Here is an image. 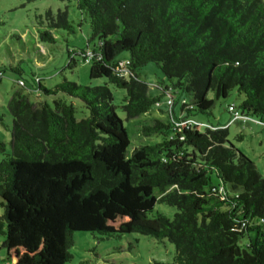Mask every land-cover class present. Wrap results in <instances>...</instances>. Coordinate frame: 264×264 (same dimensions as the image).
Returning <instances> with one entry per match:
<instances>
[{
  "label": "trees",
  "instance_id": "1",
  "mask_svg": "<svg viewBox=\"0 0 264 264\" xmlns=\"http://www.w3.org/2000/svg\"><path fill=\"white\" fill-rule=\"evenodd\" d=\"M75 6L88 23L87 41L96 40L77 53L90 63L88 76L105 82L63 77L47 86L36 73L29 84L16 78L20 85L5 104L9 122L0 112V128L9 132L8 150L0 138L3 264H65L75 231L168 239L172 259L154 264H264V178L226 144V125L182 122L209 112L208 90L218 99L232 89L242 94L238 110L264 120L263 0H75ZM37 17L44 23L40 42L75 32L66 8ZM148 62L167 81L153 96L138 78ZM9 67L19 73L17 63ZM107 83L125 90L126 119L162 95L179 102V113L171 109L168 119L144 124L142 133L159 140L126 156L128 135ZM82 109L86 114L76 117ZM157 202L176 208L171 218L149 215Z\"/></svg>",
  "mask_w": 264,
  "mask_h": 264
},
{
  "label": "rangeland",
  "instance_id": "2",
  "mask_svg": "<svg viewBox=\"0 0 264 264\" xmlns=\"http://www.w3.org/2000/svg\"><path fill=\"white\" fill-rule=\"evenodd\" d=\"M264 2V0H263ZM66 8L68 19L75 25L74 33H65L63 30L54 32L56 37L53 43L40 42L38 31L43 24L38 23V15L49 9L56 12ZM80 22V25L77 23ZM89 27L86 20H81L80 12L75 6V0H0V112L5 114L6 122L9 116L6 110V101L13 88L20 84L16 78H22L29 84L31 73L43 77L47 86L65 77L77 83L96 85L105 82L103 77L90 78L88 76L89 61L82 60L77 53L79 49L92 47L96 40H88ZM74 52H70L71 50ZM125 52L120 56H126ZM69 56L74 58V63ZM17 63L19 73L10 69L9 64ZM70 64L72 66H67ZM138 78L145 81L150 95L161 93V80L167 83L161 70L154 62H148L138 69ZM112 95L114 111L121 119L128 135L129 143L126 148L128 156L134 147L142 144H152L159 140L158 134L144 135L142 126L149 124L152 119L166 120L171 109L179 113V102L167 105L166 95H162L159 104H153L148 111L135 117L126 119L120 105L125 90L107 83ZM37 92L29 95L35 99ZM207 98L213 99L208 113H194L189 119L197 122L200 129L206 126L226 125L227 142L247 156L264 178V127L250 121H229L231 118L229 105L237 107L242 94L235 89L229 91L224 98H214V93L208 90ZM75 104H79L76 100ZM86 110L76 112V117ZM175 121V119H173ZM0 138L5 140L6 149H9V132L0 128ZM211 179L217 182L212 172ZM176 208L166 203H155L149 215L160 212L171 218ZM0 206V214L2 213ZM3 236H0V242ZM173 244L166 238L158 239L150 235L137 232L125 233L121 237L98 238L97 234L89 231H75L73 244L69 248L72 255L65 264H154V261H170L173 256ZM4 249L0 247V264L4 263Z\"/></svg>",
  "mask_w": 264,
  "mask_h": 264
},
{
  "label": "built area",
  "instance_id": "3",
  "mask_svg": "<svg viewBox=\"0 0 264 264\" xmlns=\"http://www.w3.org/2000/svg\"><path fill=\"white\" fill-rule=\"evenodd\" d=\"M172 99H167V104L170 105L171 104ZM228 110L230 112L231 118L229 121H236V120H242V121H254L255 123H259L261 126L264 127V120H260V119H256L253 117H250L249 115L241 112L240 110H238L237 108H235L233 105H229L228 106ZM183 123H187V124H198L197 122L193 121L192 119H187V120H183ZM177 124H180V122H178Z\"/></svg>",
  "mask_w": 264,
  "mask_h": 264
}]
</instances>
